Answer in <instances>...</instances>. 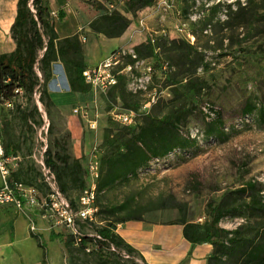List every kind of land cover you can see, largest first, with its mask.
<instances>
[{
	"label": "rangeland",
	"instance_id": "1",
	"mask_svg": "<svg viewBox=\"0 0 264 264\" xmlns=\"http://www.w3.org/2000/svg\"><path fill=\"white\" fill-rule=\"evenodd\" d=\"M93 1L131 20L133 30L126 35L128 42L121 48H133L153 36L157 39L161 58L166 59L170 66L164 74L158 66L155 67L145 91L133 94L125 87L123 100L119 88L97 94L71 92L64 69L56 61L46 89L50 91L54 105L85 107L86 116L78 115L77 126L82 147L88 153L94 148L99 155L107 152L106 134L123 127L113 119L114 113L135 110L137 123H140L145 113L161 115L187 106L183 96L173 99L172 90L176 88L183 92L185 78L190 77L204 83L197 109L207 108L206 104L213 106L221 114L224 126L221 138H206L202 136L203 117L198 112L192 115L182 133L195 136V145L160 161L151 160L148 168L137 176L97 194V212L84 232L94 234L96 229L123 216L126 210L155 202L166 205V208L158 210V217L162 220L184 217L186 221L203 224L209 220L208 203H217L225 191L236 189L247 181L258 185L264 199V123L257 110L261 105L264 107L261 102L264 95V0H166V6L156 0L134 18L125 12V0ZM15 2L0 0V51H6L9 43L13 42L9 26ZM46 2L50 21L56 25L59 35L72 23L79 27L78 35L89 63L105 58L120 45L119 38L92 34L88 23L94 13L102 11L91 8L85 1ZM59 9L65 12L62 23L57 19ZM140 19L146 28L139 25ZM181 24L194 36L193 52L201 55L204 67L199 64L194 69L188 63L182 64L176 48L168 49L167 40L186 41L185 33L178 31ZM175 79H181L176 86L172 84ZM151 96L155 97L156 104L149 110L142 109ZM35 101L37 95L34 96ZM245 101L256 106V110L248 115L240 111ZM33 102L17 99L12 107L0 104V138L3 143L10 140L17 147L19 162L12 177L23 184L33 185L44 195L48 187L40 169L43 148L53 138L66 140L69 134L64 114L51 106L45 110L40 105L41 122L38 116L33 122L23 121L20 111L30 110ZM89 121H95V129L89 127ZM49 123L52 125L50 132L48 126L46 128ZM82 166L86 171V158ZM78 196L79 192L73 190L66 198L76 203ZM119 205H123L124 210L117 211L115 215L104 210ZM241 223H244L241 217L224 218L219 226L232 230ZM54 232L60 236L54 235L48 225L32 212L19 211L11 204L1 206L0 264H130V257L123 251L117 252L112 247L102 249L99 251L102 257L99 258L95 249H82L68 230L56 228ZM135 261L146 263L138 255Z\"/></svg>",
	"mask_w": 264,
	"mask_h": 264
},
{
	"label": "trees",
	"instance_id": "2",
	"mask_svg": "<svg viewBox=\"0 0 264 264\" xmlns=\"http://www.w3.org/2000/svg\"><path fill=\"white\" fill-rule=\"evenodd\" d=\"M83 1L91 8L102 11L88 23L89 29L95 34H101L106 38H118L129 27L131 20L122 13L108 11L102 3L93 0ZM155 1L125 0V12L134 18L139 11L151 6ZM49 14L46 0H16L15 15L9 27V36L14 48L10 52L0 53V104L11 103L13 106L17 99L33 102L34 96L37 95L39 104L48 110L53 103L46 84L52 74V63L56 61L64 69L71 92L79 94L91 92L82 77V71L87 66L78 34L59 38ZM57 19L59 22L65 21L63 9L57 11ZM165 42L169 50L176 48L182 64L188 63L189 67L194 69L199 64L204 67L203 58L193 52V46L189 42L177 39ZM133 51L140 59L151 60L152 69L158 66L163 74L170 66L166 59L161 58L155 37L154 42H151L149 37L144 43L135 45ZM185 80L184 91L180 92L175 88L172 93L173 99L183 96L188 102L187 106L177 107L161 115L145 113L140 123L122 124L123 127L114 133L109 131L106 134L107 152L99 155L97 194L116 183L137 176L139 172L148 168L151 160L160 161L178 151L193 147L196 143L195 136L183 134L182 130L187 127L189 118L197 112L204 119L202 136L206 138L223 136L224 121L221 114L207 104V108L197 109L200 105L199 93L204 83L191 77ZM180 82L181 79H175L172 84L176 86ZM125 87L126 77L119 76L117 84L111 89H121V97L125 100L123 95ZM261 102L264 103V95ZM155 104L156 102L150 108ZM255 110L256 106L250 101H245L240 108L244 115ZM257 110L259 119L264 123V107L261 105ZM20 116L25 122H33L36 116L40 122L42 121L36 101L30 110H21ZM51 129L52 125L49 123L47 130L50 132ZM8 150L6 147L5 153H8ZM43 162L54 174L57 188L65 197L73 190L80 194L86 185L87 174L81 161L69 154L65 139L55 137L47 144L43 152ZM69 202L72 206L76 205L71 200ZM163 208H166V205L162 202L136 205L126 210L123 216L116 217L114 221L96 229L94 235L100 238L84 232L88 225L83 224L80 227L82 236L78 244L82 249L86 247L95 249L99 258L102 257L99 251L112 247L117 252H125L130 257V264H138L135 261L138 253L114 232L116 224L128 220H141L144 213ZM104 210L110 215H115L117 211L124 210V207L119 205ZM207 213L209 220L203 224L186 221L184 217L175 220V223L182 225L183 237L189 243L211 246L206 264H264V199L255 182L247 181L236 189L225 191L217 203L207 204ZM236 217L243 218L244 223L232 230L219 226L222 219ZM51 231L54 235L60 236V233ZM30 235L37 238L32 232ZM38 245L41 243L38 242ZM139 258L144 262L142 257Z\"/></svg>",
	"mask_w": 264,
	"mask_h": 264
},
{
	"label": "built area",
	"instance_id": "3",
	"mask_svg": "<svg viewBox=\"0 0 264 264\" xmlns=\"http://www.w3.org/2000/svg\"><path fill=\"white\" fill-rule=\"evenodd\" d=\"M166 0H160L158 4L167 5ZM139 25L146 28L143 19L139 20ZM185 25L181 24L178 28L180 33H185V40L192 44L194 36L185 31ZM151 42L154 37L150 36ZM84 40V39H83ZM165 68V67H163ZM153 73L152 63L149 59H140L137 57L133 48L125 49L118 47L112 50L108 56L102 59L94 66H88L82 71L83 81L89 86L93 94L106 93L118 82L119 76L127 79V87L132 93L145 91L151 80ZM155 97L151 96L141 107L144 110L154 104ZM10 107L11 103H6ZM73 114L85 118L86 110L84 106L75 107ZM112 117L123 125H134L137 123V112L126 110L123 113H114ZM95 121H89V127L95 129ZM48 124H46L47 128ZM46 146L43 148L42 154ZM19 157L9 155L4 152L0 142V206L13 205L19 211L36 212L38 219L48 225V228L54 230L62 228L68 230L76 243H79L82 236L81 225H89L94 220L97 209L95 207L96 182L100 171V157L94 148L90 153V158L86 168L85 187L81 190L76 205L72 206L69 200L58 190L54 174L47 168L41 157L40 169L44 182L48 187V192L44 195L39 193L33 185L23 184L18 181L11 182V176L17 167ZM33 229V222L31 223ZM90 236H96L89 233ZM89 250V247H86Z\"/></svg>",
	"mask_w": 264,
	"mask_h": 264
},
{
	"label": "crops",
	"instance_id": "4",
	"mask_svg": "<svg viewBox=\"0 0 264 264\" xmlns=\"http://www.w3.org/2000/svg\"><path fill=\"white\" fill-rule=\"evenodd\" d=\"M94 14L95 15H92L90 21L100 13L96 12ZM14 15H15V5L13 11L11 12L12 21ZM53 25L59 38L71 36L73 34H78L79 31V27L75 23H72L70 28L64 30L62 32V35L61 34L59 35L56 25L55 24ZM132 30H133L132 27L129 25V27L125 30V32L120 37H118L119 39H121V43L118 47H122L124 44L128 42L127 41L128 38L126 37V35L130 33ZM92 34L96 36L97 35L103 36L101 34H95L94 32H92ZM86 42L87 40L84 41V43ZM13 48H14V43L11 42L8 45V49L6 51H0V53L10 52ZM102 59L98 60L96 63L93 64L89 63L86 59V49H85L84 60L87 67L96 65ZM54 65H56V62L52 63L51 66L52 72ZM68 90H69V86H68ZM48 93L50 95V91H48ZM3 105H6V103H3ZM10 107H12V105ZM75 107H78V105L76 106L74 105L71 107L54 105V104L51 105V108H54L56 111L64 114L65 128L69 134V136L66 139L69 154L71 155V157L79 159L81 163L85 158L88 162L90 158V152L88 153L87 150L84 147H82V144L80 142V137L78 133L79 130L77 126L78 115L73 114L72 112V110ZM0 142L2 144L4 152L6 147L7 149H9L8 153L6 154L17 155V147L12 141L7 140L6 142L3 143L2 139L0 138ZM11 180L16 181V179L13 178L12 176H11ZM0 185H1V179H0ZM158 210L160 209H155L144 213L142 215L141 220H128L125 222L117 223L114 232L121 239H123L125 243L133 247L134 250L138 253V255L142 257V259H144L147 264H206V258L209 256L211 252V246L209 244L189 243L183 237L182 225L175 223V219L174 220L160 219L158 217L159 214ZM32 213L37 215L36 212H32Z\"/></svg>",
	"mask_w": 264,
	"mask_h": 264
},
{
	"label": "water",
	"instance_id": "5",
	"mask_svg": "<svg viewBox=\"0 0 264 264\" xmlns=\"http://www.w3.org/2000/svg\"><path fill=\"white\" fill-rule=\"evenodd\" d=\"M36 105H37V108H38L39 112H41V109H40V104H39V102H38V101H36Z\"/></svg>",
	"mask_w": 264,
	"mask_h": 264
}]
</instances>
